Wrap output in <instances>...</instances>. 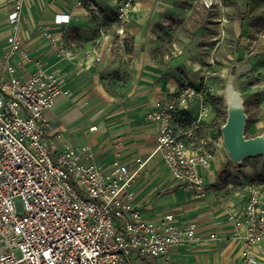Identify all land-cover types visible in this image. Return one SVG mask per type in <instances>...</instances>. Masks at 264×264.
<instances>
[{
    "label": "built area",
    "instance_id": "2783aa9c",
    "mask_svg": "<svg viewBox=\"0 0 264 264\" xmlns=\"http://www.w3.org/2000/svg\"><path fill=\"white\" fill-rule=\"evenodd\" d=\"M211 8L218 0H198ZM23 0H15L8 14L10 54L33 62L34 71L22 79L5 63L0 73V264H130L132 255L169 260V252L182 245L212 244L217 233L201 234L196 223L176 225L166 214L159 223L143 218L135 208L131 185L145 162L137 160L131 172L114 160L107 167L93 163L87 146L57 145L46 139L50 130L45 112L63 91L58 77L32 60L19 38ZM134 0H122L116 19L122 24ZM97 16V14H94ZM70 21L56 14L54 24ZM118 34L124 33L120 27ZM52 47L54 38L45 33ZM55 55L72 61L75 55L56 47ZM98 61L93 57L89 61ZM193 118H185L190 103ZM210 106L197 86L183 83L169 99L158 101L146 120L157 126L153 155H158L172 178L185 189L205 194L203 171H208L213 149L197 132L209 119ZM90 130H95L92 127ZM240 209L230 207L226 223L243 243V264H256L255 249L264 247L262 186L242 180ZM22 203L21 211L15 201ZM220 223H217L219 225Z\"/></svg>",
    "mask_w": 264,
    "mask_h": 264
},
{
    "label": "crops",
    "instance_id": "0c3cea01",
    "mask_svg": "<svg viewBox=\"0 0 264 264\" xmlns=\"http://www.w3.org/2000/svg\"><path fill=\"white\" fill-rule=\"evenodd\" d=\"M14 1L0 0V73L7 77L4 65L8 63L15 67L20 78L27 79L34 71L33 62H22L18 54L11 55L7 42L11 35L7 17ZM121 2L23 0L18 34L22 48L32 60L40 61L48 72L55 73L62 90L68 92L57 97L45 112L50 126L45 137L57 145L87 146L93 163L102 167L117 160L133 172L138 168L137 160L145 162L131 185L135 208L144 219L159 223L164 215L172 214L179 227L193 222L203 235L217 233L218 239L212 244L171 249L168 262L132 255L130 264H243V243L232 238L241 231L226 223V212L230 207L240 209L243 203L238 190L240 182L255 180L244 175L232 178L238 168H232L226 150L206 142L213 149V158L209 170L202 172L205 194L196 198V190L185 189L176 182L160 157L153 155L157 126L148 122L146 116L158 101L171 98L179 90V73L184 68L179 55L169 57L168 48L163 53V35L178 20L179 3L134 0L133 10L121 26L128 41L122 58H118L112 55L111 29L119 28L114 15ZM188 2L191 4L193 0ZM56 14L69 15V23L54 24ZM46 32L54 38L56 47L71 51L75 59L57 57L56 47L51 46ZM93 57L99 60L89 61ZM117 68L123 70L126 78L121 100L111 98L106 91L109 75ZM196 111L197 104L192 102L184 117L193 118ZM92 127L95 130H90ZM260 177L264 181V171ZM259 184L264 196V184ZM254 253L256 264H264V247L256 248Z\"/></svg>",
    "mask_w": 264,
    "mask_h": 264
},
{
    "label": "rangeland",
    "instance_id": "374dc122",
    "mask_svg": "<svg viewBox=\"0 0 264 264\" xmlns=\"http://www.w3.org/2000/svg\"><path fill=\"white\" fill-rule=\"evenodd\" d=\"M179 18L173 26L167 27L163 35V53L180 56L183 72L179 73L180 84L195 85L203 93L211 113L209 120L198 132L205 142L221 145L220 127L226 120V105L223 99L225 85L232 82L239 90L247 115L254 120L245 131L246 137H254L264 132V22L248 18L243 22L239 15L245 11L246 0H218L211 8L202 6L198 0L190 4L188 0H177ZM185 3V4H184ZM187 3V4H186ZM121 4V3H120ZM120 5L118 6V8ZM117 8V10H118ZM264 12V7L253 14ZM117 13V11H116ZM119 23V28L122 24ZM113 21V18L110 20ZM103 23V21L101 20ZM104 26V24H102ZM117 23V24H118ZM169 21L167 22V26ZM111 29L114 42L112 55L122 58L125 33L118 34ZM122 52V53H121ZM121 69L109 76L106 91L108 95L121 100L126 88V78ZM225 150V149H224ZM232 178L239 176L264 181L260 172L264 171V156L249 157L234 165ZM231 176V175H230ZM16 209L21 211L22 203L15 201Z\"/></svg>",
    "mask_w": 264,
    "mask_h": 264
},
{
    "label": "water",
    "instance_id": "95a60500",
    "mask_svg": "<svg viewBox=\"0 0 264 264\" xmlns=\"http://www.w3.org/2000/svg\"><path fill=\"white\" fill-rule=\"evenodd\" d=\"M231 88L236 99L229 100L223 97L226 105V120L220 127L221 142L235 165L249 157L264 156V132L254 137H246L245 126L248 119L244 108V101L239 90L228 83L226 88Z\"/></svg>",
    "mask_w": 264,
    "mask_h": 264
},
{
    "label": "trees",
    "instance_id": "16d2710c",
    "mask_svg": "<svg viewBox=\"0 0 264 264\" xmlns=\"http://www.w3.org/2000/svg\"><path fill=\"white\" fill-rule=\"evenodd\" d=\"M261 7H264V0H246V11L245 13L239 15L240 20H245L248 18H254V19L256 18L264 22V12L253 14L256 10H258ZM124 46H126L125 42H124ZM247 117L248 119L246 121L245 131H247L250 127V124L253 123L252 119L248 115Z\"/></svg>",
    "mask_w": 264,
    "mask_h": 264
},
{
    "label": "bare ground",
    "instance_id": "6f19581e",
    "mask_svg": "<svg viewBox=\"0 0 264 264\" xmlns=\"http://www.w3.org/2000/svg\"><path fill=\"white\" fill-rule=\"evenodd\" d=\"M229 83H232V82H229ZM228 84V83H227ZM226 84V85H227ZM226 85H225V88H226ZM233 85V84H232ZM224 88V91H223V97L225 96V95H227L228 96V99L229 100H235L236 99V96H235V94H234V92H233V90L231 89V88H227V89H225ZM233 88H234V90L236 89L235 87H234V85H233Z\"/></svg>",
    "mask_w": 264,
    "mask_h": 264
}]
</instances>
